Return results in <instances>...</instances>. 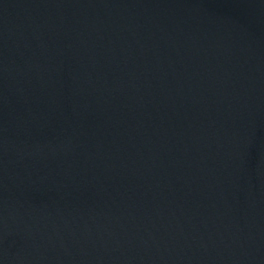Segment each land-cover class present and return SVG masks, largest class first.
<instances>
[{
    "label": "water",
    "instance_id": "water-1",
    "mask_svg": "<svg viewBox=\"0 0 264 264\" xmlns=\"http://www.w3.org/2000/svg\"><path fill=\"white\" fill-rule=\"evenodd\" d=\"M0 264H264V0H0Z\"/></svg>",
    "mask_w": 264,
    "mask_h": 264
}]
</instances>
